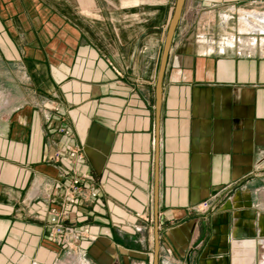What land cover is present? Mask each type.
I'll list each match as a JSON object with an SVG mask.
<instances>
[{
	"label": "crops",
	"instance_id": "0c3cea01",
	"mask_svg": "<svg viewBox=\"0 0 264 264\" xmlns=\"http://www.w3.org/2000/svg\"><path fill=\"white\" fill-rule=\"evenodd\" d=\"M38 1L0 5V264H153L157 213L160 264H264V49L212 33L264 0H185L159 121L169 1ZM73 168L98 195L51 236Z\"/></svg>",
	"mask_w": 264,
	"mask_h": 264
},
{
	"label": "built area",
	"instance_id": "2783aa9c",
	"mask_svg": "<svg viewBox=\"0 0 264 264\" xmlns=\"http://www.w3.org/2000/svg\"><path fill=\"white\" fill-rule=\"evenodd\" d=\"M62 132L68 133V130L61 129ZM55 159L65 160L70 164L75 165L81 161L84 156L83 153L77 148H70L65 153L61 150L55 152ZM61 189L60 202L50 208V231L51 236H57L66 233L75 234V229L72 225L66 224V220L70 215L71 208L74 204H84L85 199L79 195L84 190L90 191L91 197L98 195L97 187L94 184L93 176L87 172H81L73 168V176L68 182H61L59 184ZM208 205V204H207ZM140 230L141 228L138 227Z\"/></svg>",
	"mask_w": 264,
	"mask_h": 264
},
{
	"label": "rangeland",
	"instance_id": "374dc122",
	"mask_svg": "<svg viewBox=\"0 0 264 264\" xmlns=\"http://www.w3.org/2000/svg\"><path fill=\"white\" fill-rule=\"evenodd\" d=\"M12 1L14 0H0V5H10L12 3ZM19 1H24L26 3L27 2H32L33 0H19ZM48 2H50L51 4H53L54 6H58L59 3L61 5V3H66L64 0H46ZM67 1V6L68 7H75L78 6V3L81 0H66ZM166 1H169V4L172 6V11H171V15L169 16L168 21H165V26H164V33L163 36L165 38L168 28H169V24L170 21L173 17L175 8H176V4H177V0H164V3ZM34 2H36V5H38L39 7H43L42 1H38V0H34ZM83 2V6L84 5H90V0H82ZM20 3V2H19ZM33 4V2H32ZM167 19V18H166ZM237 19H232L233 23L232 25L235 24ZM238 23V22H237ZM255 24V23H254ZM236 25V24H235ZM237 26V25H236ZM252 26V25H251ZM238 27V26H237ZM219 25H217V29L215 30V32L213 33V37L216 41V43L218 45L220 44H224V43H229V44H234L235 41V45L241 46L242 48H246V49H264V34L260 33V32H255V31H251L248 30L247 25L245 24L244 27H242V31L239 30V32H234L232 30H229L228 32L221 29V27L219 28ZM254 40L256 41L255 44H253Z\"/></svg>",
	"mask_w": 264,
	"mask_h": 264
},
{
	"label": "water",
	"instance_id": "95a60500",
	"mask_svg": "<svg viewBox=\"0 0 264 264\" xmlns=\"http://www.w3.org/2000/svg\"><path fill=\"white\" fill-rule=\"evenodd\" d=\"M185 0H177L176 8L173 14V17L170 21L169 28L167 31L166 40L164 43L163 53L161 57L160 67L157 76V83H156V109H157V121H159L160 116V107L162 101V91H163V81L165 76L166 67L168 64L169 54L172 47L173 39L180 22L183 8H184ZM156 208L158 206V202H155ZM203 240V237L200 238L196 243L195 246L199 245L200 242ZM153 264H160V232H159V222H158V213H157V221H156V242H155V249H154V261ZM190 264V259L188 261Z\"/></svg>",
	"mask_w": 264,
	"mask_h": 264
},
{
	"label": "bare ground",
	"instance_id": "6f19581e",
	"mask_svg": "<svg viewBox=\"0 0 264 264\" xmlns=\"http://www.w3.org/2000/svg\"><path fill=\"white\" fill-rule=\"evenodd\" d=\"M259 19L261 21V23L263 22L264 24V15L262 14H259ZM253 28L254 31H257V32H261L264 34V25H259V24H252L251 26ZM250 27V30H252Z\"/></svg>",
	"mask_w": 264,
	"mask_h": 264
}]
</instances>
